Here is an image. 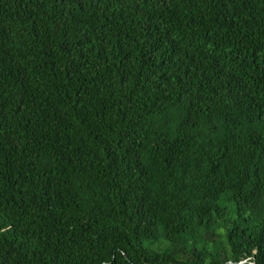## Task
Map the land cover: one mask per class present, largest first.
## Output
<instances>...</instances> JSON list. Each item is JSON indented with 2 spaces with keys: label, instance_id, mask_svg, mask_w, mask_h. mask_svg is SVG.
<instances>
[{
  "label": "trees",
  "instance_id": "16d2710c",
  "mask_svg": "<svg viewBox=\"0 0 264 264\" xmlns=\"http://www.w3.org/2000/svg\"><path fill=\"white\" fill-rule=\"evenodd\" d=\"M0 264H264V0H0Z\"/></svg>",
  "mask_w": 264,
  "mask_h": 264
}]
</instances>
